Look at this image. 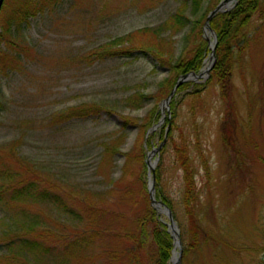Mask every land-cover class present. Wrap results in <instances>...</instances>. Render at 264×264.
I'll return each instance as SVG.
<instances>
[{
  "label": "rangeland",
  "instance_id": "1",
  "mask_svg": "<svg viewBox=\"0 0 264 264\" xmlns=\"http://www.w3.org/2000/svg\"><path fill=\"white\" fill-rule=\"evenodd\" d=\"M25 2L7 0L5 13L15 15ZM181 3L56 0L22 28L14 27L8 33L9 41L19 44L15 48L23 45L26 49L23 55H16L22 59L19 69L8 66L0 71V156L6 158L15 151L26 164L18 165L33 173L19 168L15 172L23 179L34 178L40 193L48 187L49 195L48 199L11 206L0 199V254L7 251V240L18 243L26 235L13 221L28 222L38 216L39 229L50 233L44 237V244L50 247L44 264L64 263L68 242L83 238L92 244L88 254L70 258L67 264H130L124 251L134 241L125 235L136 231L144 212L140 177L145 164L148 189L153 179L148 161L154 172L162 164V189L175 202L185 230L192 236L182 216L184 179L175 162L176 144L166 147V143L150 159L151 151L160 147L155 139L154 148L146 151L145 158L140 156L150 134L140 124L158 105L163 117L153 128L160 132L175 98L174 140L188 143L200 193L199 246L184 261L181 258V264H264V24L255 18L247 31L249 47L235 62L228 97L211 82L200 97L176 94L166 106L168 97L158 98L159 83L170 76L169 70L158 64L150 50L158 46L180 54L191 26L180 32L163 28V41L154 31L177 13ZM186 15L194 18L190 9ZM130 33L135 34L132 44L116 45L119 37ZM191 37L200 39L199 35ZM212 41L210 37L209 49ZM14 47L0 44L4 51ZM127 48L131 55L122 52L99 57L106 49L118 52ZM206 63H211L210 54L204 68ZM209 79L210 73L190 81L203 84ZM139 93L152 98L142 108L128 107L126 99ZM86 104H98L105 110L66 123L54 121L68 108ZM124 118L138 124L127 126L119 152L108 156L105 146L119 137ZM86 206L98 209L92 215L85 212ZM158 216L167 220L162 213ZM87 229L91 236H73Z\"/></svg>",
  "mask_w": 264,
  "mask_h": 264
},
{
  "label": "trees",
  "instance_id": "2",
  "mask_svg": "<svg viewBox=\"0 0 264 264\" xmlns=\"http://www.w3.org/2000/svg\"><path fill=\"white\" fill-rule=\"evenodd\" d=\"M54 1L56 0H26L15 15H7L5 13L7 0H3L0 8V44L1 42H5L11 47L19 45L9 41L10 39L7 36L8 33L10 34L14 27L22 28V25L28 23L30 18L40 13L46 4ZM221 1L222 0H182L181 8H179L177 13L173 15L163 27H161V29L157 28V30L154 31V34L163 41V28L180 32L187 26H191L190 31L183 39L182 50L178 56L172 54V52H165L158 46L150 50L158 64L169 70L170 76L166 77L159 83L161 94L158 98H161L160 100L169 97L178 80L182 76L190 73H199L203 68L205 60L211 53V49L208 47V41L202 36L203 27L209 13L215 9ZM188 9L191 10L194 18H190L186 15V10ZM202 9H204L203 12ZM255 18H258V20L264 24V0H237L236 6L230 11L217 14L211 21L212 30L217 35V47L216 62L211 69L210 79L203 84L194 81L184 82L179 86L176 94L180 95L181 93H184L193 98H198L211 82H216L220 87L222 95L228 97L232 85L235 62L237 58H242L249 47L247 31ZM142 31L143 30L140 32L142 33ZM134 35L135 34L130 33L126 35V37H119L115 43L116 45L122 43V45H130L133 43ZM191 35H199L200 39L196 38V41H193L191 40ZM191 43L193 44V47L190 48ZM19 47H14L15 50H12L13 48L8 51L0 50L1 72L8 68V66L11 69L20 68L22 59L16 55L21 53L23 55V50L26 48L23 47V45H21L20 48ZM131 51V48L120 50L118 52L106 49L99 55V57L104 55H110L112 57L118 56L122 52H124L123 54L131 55ZM151 98V96L139 93L128 97L126 99V105L130 108H142L145 101L150 100ZM174 99L171 102V112L166 113V125L160 132H158V129L151 132L152 128L162 119V112L158 108V105L153 107L144 119L143 124H140V126L144 128L145 134L150 131L146 140V145H142L140 156L141 158H145L147 155L146 151L154 148L155 139H159L160 144L164 142L163 146L167 143L166 147H168L170 143L176 144L175 162L183 170L184 179V191L181 203L183 212L182 216L186 218V222L190 226V235L192 232V236H189L186 232L185 225L183 224L181 216L178 214L175 202L168 197L162 189V164L155 171L156 197L163 201L172 210L174 217L179 224L181 229L182 258L184 261L191 253L195 252L199 246L200 224L198 217V203L200 193L188 143L186 139H183L180 144L174 140L173 132L177 126L176 118L178 108V102ZM104 110L105 108L98 104H86L78 107H71L64 112L57 114V116L54 117L56 118L54 121L66 123L73 119H84L98 115ZM131 122L138 124L134 119L124 118L122 132L119 137L114 143L106 144L105 152L108 156H114L119 152L121 136L124 135L125 129ZM165 150L166 148L163 149L161 154H164ZM13 153L14 155L10 154V156H6V158L0 156V175H3L0 176V199L4 201L7 206L35 202L39 199H48V187H44L40 193L37 186L33 184L34 178L27 177L26 179H23L15 172V170L19 168L29 174L33 173V171L30 172L29 168L26 167L25 169L19 166V162L24 165L26 164L15 156V151H13ZM125 156L127 159H130V154L127 153ZM162 157L164 158V156ZM12 164H14V166H12ZM204 166L208 172L209 165L206 161H204ZM3 167L5 169H2ZM140 178L144 183V212L137 221L136 231H134L133 234L127 233L125 235L126 237L131 235L134 242L130 249L124 251V254L126 255V258L129 259L130 264H171L174 240L168 231L166 223L159 218L157 211L150 203L149 191L145 183V179L147 178L145 164ZM81 201L84 202V199H81ZM88 204L89 202L86 203V205ZM97 209V206H93V209L86 206L85 212L89 214L93 212L92 215H94ZM13 222L16 228L20 227L24 229L26 235L20 237L18 243L15 242V239L13 238L6 241L7 251L0 254V264H42L43 261H46L50 247L48 244H44V237H49L50 233L48 230L39 229V226L42 224L41 219L36 216L33 220L28 222L19 219L14 220ZM4 226L8 227L9 225L4 224ZM90 232L91 231L87 229V232L82 234L76 232L72 233L73 236L82 235L81 237H85L86 235L88 236V234L90 235ZM68 243L66 249L63 251L66 260L62 264H67L70 258L74 260L76 258H83L84 255L88 254L92 245L87 238L76 241L73 239L72 242Z\"/></svg>",
  "mask_w": 264,
  "mask_h": 264
},
{
  "label": "water",
  "instance_id": "3",
  "mask_svg": "<svg viewBox=\"0 0 264 264\" xmlns=\"http://www.w3.org/2000/svg\"><path fill=\"white\" fill-rule=\"evenodd\" d=\"M2 3H3V0H0V7H1ZM236 3H237V0H222L220 2V4L209 13V15L206 19L204 28H203V32H204V36L206 37L207 41H209L210 37L213 38V41L210 42V47H211L210 60H211V63L207 67L206 71H203V69H201L199 73H190L188 75L182 76L178 80V82H177L175 88L173 89L172 93L164 101V104L166 106L169 105V103L171 102L173 97L176 95L177 89L179 88V86L181 84L191 80L192 78H201V77L206 78L209 75L210 70L212 69V67L214 66V64L216 62V46H217V35L212 30L211 21L217 14L230 11L232 8L235 7ZM154 129L155 128H153V130ZM160 148L153 150L149 154V158L151 159L153 154L156 153L157 151H159ZM147 164H148V167L150 168V170H152V172H153V176H152L153 179L151 180V178H150L149 185H148L151 204L156 209L157 212L162 213L167 217V219H168V223H167L168 230H169L172 238L174 239V250H173V256H172V264H181L182 243H181V239H180L179 225H178V223L174 217L172 210L163 201L158 200L156 198L155 172L153 169V165H151L149 161L147 162ZM177 249H179V251H177Z\"/></svg>",
  "mask_w": 264,
  "mask_h": 264
},
{
  "label": "bare ground",
  "instance_id": "4",
  "mask_svg": "<svg viewBox=\"0 0 264 264\" xmlns=\"http://www.w3.org/2000/svg\"><path fill=\"white\" fill-rule=\"evenodd\" d=\"M207 67H208V63H206V66H205V68L203 69V71H206Z\"/></svg>",
  "mask_w": 264,
  "mask_h": 264
}]
</instances>
